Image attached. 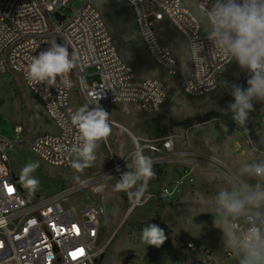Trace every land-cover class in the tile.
Segmentation results:
<instances>
[{"label": "rangeland", "instance_id": "rangeland-1", "mask_svg": "<svg viewBox=\"0 0 264 264\" xmlns=\"http://www.w3.org/2000/svg\"><path fill=\"white\" fill-rule=\"evenodd\" d=\"M89 1L101 13L119 56L136 78H155L165 85L168 97L163 112L151 116L135 104L100 105L109 113L111 131L106 139L96 141L95 159L88 166L74 167L76 163L84 164L82 161L68 168L50 166L26 148L9 152L14 176L31 199L59 195L66 208L80 210L91 205L100 211V264H239L241 253L227 238L229 233L240 235L232 223L240 218L264 221V207L232 217L217 210L216 197L222 190H264V178L244 171L251 165H264V101H253V110L243 125L233 118L230 108L234 103L232 85L246 90L250 74L233 60L215 92L198 98L179 94L176 79L147 53L127 0ZM82 3L78 0L74 6ZM184 3L207 28L208 21L196 5L189 0ZM156 33L189 74L191 55L183 35L167 20L156 25ZM83 80L92 84L96 76L84 75ZM70 101L77 113L84 109L81 115L93 111L80 97L75 81ZM192 118H201L205 123L167 130L173 122ZM29 121L35 124L36 132H58L56 123L27 84L21 78L0 74V137H11L16 125ZM168 140L174 142L175 156L169 162L152 165L155 177L147 182L145 192H141L138 180L128 189H119L121 179H109L116 162L127 165L126 173H135L132 168L137 158L136 142L162 147ZM32 163L39 167L25 171ZM33 179L38 184H31ZM96 179L101 181L93 184ZM160 186L164 204L160 228L166 239L156 247L141 238V224L155 216ZM98 187L99 191H94ZM137 196L141 199L130 211L131 199ZM179 240L194 247L187 250Z\"/></svg>", "mask_w": 264, "mask_h": 264}, {"label": "built area", "instance_id": "built-area-1", "mask_svg": "<svg viewBox=\"0 0 264 264\" xmlns=\"http://www.w3.org/2000/svg\"><path fill=\"white\" fill-rule=\"evenodd\" d=\"M77 1L0 0V74L21 78L58 127L57 133H39L29 121L16 125L11 137H0V264H97L103 254V249H97L101 213L96 207L66 208L59 195L31 199L12 171L9 152L26 148L36 159L54 167L68 168L76 161L84 162L81 151L86 140L80 125L72 119L77 112L70 101L74 85L70 72L65 74L67 85L61 76L56 77L54 84L35 81L29 76L33 57L54 43L68 48L74 61L75 86L91 110L97 107L94 97L100 94L98 106L135 104L147 115L158 116L168 97L160 80L136 78L133 69L119 56L101 13L89 0L74 6ZM189 1L205 16L207 28L184 0H127L151 59L176 79L179 94L198 98L218 90L222 75L233 60L207 39L211 24L206 9L212 7L214 0ZM56 13L65 19L58 21ZM165 20L187 41L191 55L189 74L157 36L156 25ZM194 45L198 52L193 51ZM84 75L96 76V80L85 84ZM136 151L150 157L152 165L169 162L175 156L172 140L162 147L138 141ZM127 169V165L116 162L109 179L122 180ZM132 169L136 173V163ZM138 181L141 192H145L147 183L142 178ZM137 197L131 199L130 211L138 205ZM253 225L264 231L262 224H243L238 220L232 223L240 234ZM187 247L191 250L194 245L187 243Z\"/></svg>", "mask_w": 264, "mask_h": 264}, {"label": "clouds", "instance_id": "clouds-1", "mask_svg": "<svg viewBox=\"0 0 264 264\" xmlns=\"http://www.w3.org/2000/svg\"><path fill=\"white\" fill-rule=\"evenodd\" d=\"M206 11L211 24L207 39L213 42L216 49L247 70L251 77L247 80L246 90L240 85H232L234 103L230 104V108L233 118L243 125L248 112L253 110V101H264V0H214L212 7ZM193 51L198 52L199 48L194 45ZM71 56L65 46L52 44L49 50L33 57L29 67L30 78L54 84L56 77L61 76L67 85L65 74L74 66ZM100 98V94L94 97L97 107L87 116L80 114L84 109H79L72 118L73 123L80 125L86 140L81 151L84 164L76 163L74 167L77 169L88 166V162L95 159L93 149L96 141L106 139L111 131L109 113L98 106ZM136 157V173H125L117 188L128 189L140 178L146 184L155 177L151 158L141 153H137ZM38 167V163H32L27 165L25 171H35ZM244 171L264 177V165H251ZM31 184L36 185L38 181L33 179ZM216 203L218 211L240 217L251 208L264 207V190H241L239 193L222 190L216 197ZM141 238L148 245L159 247L165 242L166 236L163 229L150 224L142 230ZM227 238L228 243L241 253L239 264H264V231L259 227L253 225L240 235L229 233Z\"/></svg>", "mask_w": 264, "mask_h": 264}, {"label": "trees", "instance_id": "trees-1", "mask_svg": "<svg viewBox=\"0 0 264 264\" xmlns=\"http://www.w3.org/2000/svg\"><path fill=\"white\" fill-rule=\"evenodd\" d=\"M69 72H70L72 81L74 82V78H75L74 70L71 69ZM203 123H205V121L202 120L201 118H192V119H187V120H183V121L173 122L167 127V130L170 131V130H173L175 128H186V129H188V128H191L193 126L201 125ZM161 190H162V186H160L159 193H158L159 195H158L157 212L151 220L141 224V226L143 228L148 227L150 224H154V225L158 226L159 228L162 226L161 220H162V209L164 208V204L162 202V198L160 195ZM237 220L243 224H263V222H264L263 220H248V219H244V218H240ZM116 239H117V235H115V237L113 239V244L115 243ZM179 244L185 245L184 248L187 250H190L187 247V243L184 244V241L179 240ZM100 263H101V257L97 260V264H100Z\"/></svg>", "mask_w": 264, "mask_h": 264}, {"label": "water", "instance_id": "water-1", "mask_svg": "<svg viewBox=\"0 0 264 264\" xmlns=\"http://www.w3.org/2000/svg\"><path fill=\"white\" fill-rule=\"evenodd\" d=\"M55 18L58 20V21H63L64 19H65V17L64 16H61V14H59V13H56L55 14ZM101 179H96V181H93L92 183L93 184H95V183H97L98 181H100ZM97 262V261H96Z\"/></svg>", "mask_w": 264, "mask_h": 264}, {"label": "bare ground", "instance_id": "bare-ground-1", "mask_svg": "<svg viewBox=\"0 0 264 264\" xmlns=\"http://www.w3.org/2000/svg\"><path fill=\"white\" fill-rule=\"evenodd\" d=\"M97 190L99 191V189H97V188L94 189V191H97ZM140 199H141V196L137 197L136 203H138L140 201ZM62 201L64 202V199Z\"/></svg>", "mask_w": 264, "mask_h": 264}, {"label": "crops", "instance_id": "crops-1", "mask_svg": "<svg viewBox=\"0 0 264 264\" xmlns=\"http://www.w3.org/2000/svg\"><path fill=\"white\" fill-rule=\"evenodd\" d=\"M145 47V46H144ZM147 51V50H146ZM148 53V52H147ZM233 228V227H232ZM234 229V228H233ZM196 244V243H195ZM197 245V244H196Z\"/></svg>", "mask_w": 264, "mask_h": 264}]
</instances>
